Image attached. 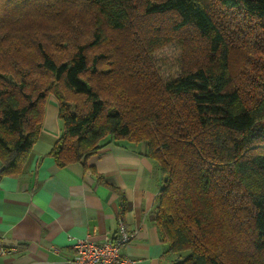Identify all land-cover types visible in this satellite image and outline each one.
Here are the masks:
<instances>
[{
  "label": "trees",
  "instance_id": "trees-1",
  "mask_svg": "<svg viewBox=\"0 0 264 264\" xmlns=\"http://www.w3.org/2000/svg\"><path fill=\"white\" fill-rule=\"evenodd\" d=\"M172 41L188 56L170 83L147 58L119 59ZM232 54L264 55V0H0L3 174L20 172L52 97L59 167L145 145L175 264H264V73L237 83Z\"/></svg>",
  "mask_w": 264,
  "mask_h": 264
},
{
  "label": "crops",
  "instance_id": "crops-1",
  "mask_svg": "<svg viewBox=\"0 0 264 264\" xmlns=\"http://www.w3.org/2000/svg\"><path fill=\"white\" fill-rule=\"evenodd\" d=\"M58 114L49 97L38 140L19 173L4 175L0 163V247L14 250L0 256V264H63L74 254V239L103 242L119 220L135 235L122 256L136 264H175L154 223L162 179L145 145H108L59 167L50 156L62 135Z\"/></svg>",
  "mask_w": 264,
  "mask_h": 264
},
{
  "label": "rangeland",
  "instance_id": "rangeland-1",
  "mask_svg": "<svg viewBox=\"0 0 264 264\" xmlns=\"http://www.w3.org/2000/svg\"><path fill=\"white\" fill-rule=\"evenodd\" d=\"M254 37L255 36H252L249 39V43L254 42ZM201 42L199 40H196L195 38L192 41L195 46H199ZM141 47L142 46H138V48L134 50L133 54L129 53V49H127L126 51L120 50L119 59L132 60V55L137 58H147L151 62L157 75L166 84L176 80L180 76L181 62H183V57L187 58L188 54H185V50L182 48V45L179 42L172 41L162 47L153 49L149 54L145 51V49L141 51ZM109 48H111V45L102 47L97 51V53L99 51L108 52ZM250 59L251 60L249 61V63H245L244 58L241 54H232L231 56L230 69L233 76L235 77V80L239 84L243 83L240 81V77L241 75H244L246 71L248 75L247 82L249 77L251 78L250 82L256 81L257 78L261 77L258 76V73H264L262 72L261 68V65H264V55L253 54ZM185 63L187 64V61H185Z\"/></svg>",
  "mask_w": 264,
  "mask_h": 264
},
{
  "label": "built area",
  "instance_id": "built-area-1",
  "mask_svg": "<svg viewBox=\"0 0 264 264\" xmlns=\"http://www.w3.org/2000/svg\"><path fill=\"white\" fill-rule=\"evenodd\" d=\"M124 223L119 220L114 236L103 242H94L87 235L72 242L73 256L63 264H136V261L122 256L120 250L134 239ZM14 250L0 247V256L12 254Z\"/></svg>",
  "mask_w": 264,
  "mask_h": 264
}]
</instances>
